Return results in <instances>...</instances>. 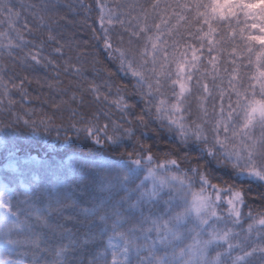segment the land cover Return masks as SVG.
<instances>
[{
  "label": "snow or ice",
  "instance_id": "1",
  "mask_svg": "<svg viewBox=\"0 0 264 264\" xmlns=\"http://www.w3.org/2000/svg\"><path fill=\"white\" fill-rule=\"evenodd\" d=\"M47 7L44 5L45 11ZM116 7L123 12L122 18L115 16V22L124 26L129 39L125 45L121 37V43L113 47L105 30V48L111 50L109 59L118 63L119 70L146 89L141 93L146 98L145 114L160 121L181 146L191 143L209 164L225 169L237 180L264 185V0H152L148 5L131 0ZM4 13L9 28L14 29L18 13L7 0H0V15ZM37 15L43 22L45 17ZM113 18L109 15V24ZM24 26L27 28L26 23ZM193 29V38L205 43H185L183 37L193 36ZM53 39L50 33L48 40ZM16 40L13 43L8 37L7 45L0 47H36L19 33ZM236 40L242 41L239 53L233 46ZM224 45L231 48L233 67L224 68L225 75H221L218 55ZM39 49L29 51L24 61L36 65L46 61L45 67L52 64L47 57L41 58L43 43ZM205 49L207 62L202 64ZM214 50L216 55H212ZM55 51L63 55L61 48ZM239 56H246V63L243 59L238 63ZM247 65H253L255 71ZM71 67L83 75L81 68ZM225 78L227 90L217 84ZM0 87L7 96V85L0 82ZM84 91L91 93L97 105L108 100L95 83L90 82ZM210 97L209 108L205 105ZM193 100L198 112L189 121ZM69 102L82 105L84 99L74 92L64 103ZM8 103H13L11 98ZM114 103L122 112L129 107L123 97ZM71 112L77 115L76 108ZM138 118L143 122L142 116ZM96 119L97 114L92 113L90 121ZM23 123L39 134L29 121ZM108 127L103 125L101 137L95 124L77 127L73 123L76 138L65 135L64 142L71 147L81 142L82 133L99 150L123 147V138L109 135ZM117 127L114 123V130ZM12 128V124L0 123V133L6 137ZM125 131L129 138L133 135L131 129ZM4 153L5 168L12 175L4 176L7 183L0 182V246L5 256L31 254L32 259H0V264H45L42 254L46 252L54 254V264H69L68 254L92 243L102 250L89 264H129L133 253L137 264H264V214L252 218L248 213L252 223L243 237L228 227L240 225L245 192L227 183L223 187L212 183L207 168L184 170L176 158L161 160L149 148L142 154L127 153L126 159L96 151L70 160L76 173L71 178L67 167L62 170L55 164L35 176L24 167L28 161L17 156L14 138L6 140ZM221 192L228 195L229 220L218 212ZM84 194L89 197L86 206ZM221 222L224 227H217Z\"/></svg>",
  "mask_w": 264,
  "mask_h": 264
},
{
  "label": "trees",
  "instance_id": "2",
  "mask_svg": "<svg viewBox=\"0 0 264 264\" xmlns=\"http://www.w3.org/2000/svg\"><path fill=\"white\" fill-rule=\"evenodd\" d=\"M7 2L13 6V11L18 13V17L15 18L14 29H10L7 13L0 15V33L7 34V36H0V45H7L8 37L12 38L13 43H17L16 35L19 33L25 40L32 41L36 47L29 45L23 48L14 47L10 50L7 47H0V82L7 85L9 89V94L5 96L3 88L0 87V101H2L0 103V123L13 125V128L8 130L7 137L4 133H0V182L7 183L4 176L12 175L5 168L7 160L4 144L6 140L13 138L17 145V156L21 161H28L24 167L31 169L35 176L42 175L48 165L55 164L61 165L62 170L67 167L68 177L71 178L76 173L69 165L70 160H78L96 151L103 152L105 156L125 157L126 159L127 153L142 154L150 148L153 156L161 160L166 156L176 158L184 170L189 167H198L203 171L207 168L209 179L214 184L223 187L227 183L243 189L245 204L241 208L240 225H227L233 227L234 231L240 232L241 237L244 236V230L247 229L248 224L252 223V218L264 214V185L244 182L243 178L237 180L234 176L226 174L225 169L209 164L206 159L201 158L200 153L191 146V143L187 147L181 146L173 133L161 127L160 121L154 116L145 114L146 98H142L141 93L146 89L139 88L136 85V78L121 72L118 63L109 59L111 50L105 48V30H107L108 40L113 47L121 43V37H123L124 44H127L129 33L123 30L124 26L115 22V16H121L123 12V9L117 8L116 5L128 3L131 0H7ZM138 2L148 5L152 0H138ZM32 5L36 7L33 8ZM44 5L48 6L46 11ZM37 13L45 17L43 22L40 21ZM109 15L114 17L111 24L108 23ZM25 23L27 28L24 26ZM42 23L43 27L40 26ZM50 33L54 37L53 40H48ZM194 36L195 30L193 29V36L185 35L183 40L185 43L196 45L205 43V41L194 39ZM41 43H43L41 58L47 57L53 63L45 67L46 61H43L41 65H36L31 60L25 62L26 54L29 51L40 50ZM240 44L242 41L236 40L233 45L237 53L240 52ZM222 47L223 50L218 55V67L221 68V75H225L223 69L231 70L233 65L231 64V48L228 45ZM56 48H61L63 55L58 54L55 51ZM9 51L11 55L8 54ZM216 54L214 50L212 55ZM207 56L205 49L202 64L207 62ZM241 59L246 63V56L237 57V62L239 63ZM66 61L69 65L67 70H65ZM71 65L81 68L83 75H77ZM247 68L255 71L253 65H247ZM244 70V68L241 69V71ZM90 82L95 83L102 97H108L107 101L97 105L91 93L84 91L89 87ZM208 82L211 88L210 78ZM217 84L220 88L227 90V78L223 83L218 79ZM74 92L78 96H83L84 104L64 103ZM119 97H123V102L129 105L128 109L123 112L114 103ZM9 98L13 101L11 105L8 103ZM211 99L210 97L206 107H211ZM224 99L226 105L227 94ZM57 104L59 107H56ZM218 104L219 99L217 98V106ZM191 107L192 116L187 117L189 121L197 115L196 100L192 101ZM72 108L77 109V115H72ZM92 113H96L98 119L90 121ZM141 116L143 122L138 118ZM24 120L36 127L39 134H33L31 129L24 125ZM42 121L47 123L46 129ZM88 122L100 129L101 137L105 132L103 125L108 124L107 133L120 135L123 138V147L112 150L106 146L105 150H99L90 139L85 140L82 133L81 142L71 147L64 142L65 135L72 139L76 138L71 128L73 123L77 127H83ZM114 123L119 125L115 130ZM127 129H131L133 133L130 138L125 131ZM9 187L16 188V185L9 184ZM220 195L218 212L225 217V220H229L226 207L228 195L226 192H221ZM82 199L86 206L89 201L88 195L84 194ZM249 212L252 218H249ZM217 227H224L223 222ZM101 250L92 243L79 251L68 254L66 258L69 264H89ZM42 256L45 264H54L56 260L51 252L43 253ZM0 259L30 261L32 256L31 254L18 256L16 253L5 256L4 248L0 246ZM129 264H137V257L134 253L129 257Z\"/></svg>",
  "mask_w": 264,
  "mask_h": 264
}]
</instances>
